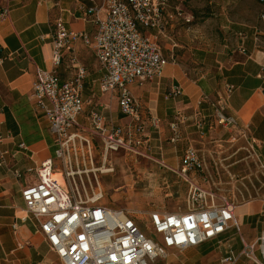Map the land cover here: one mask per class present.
Returning <instances> with one entry per match:
<instances>
[{"label":"crops","instance_id":"1","mask_svg":"<svg viewBox=\"0 0 264 264\" xmlns=\"http://www.w3.org/2000/svg\"><path fill=\"white\" fill-rule=\"evenodd\" d=\"M165 2L168 25L161 45L164 55L172 57L175 63L168 64L160 78L141 87L130 86L142 115L141 132L135 136L144 142L133 157L138 165L147 166L146 170L165 174L166 182L174 185L180 179L188 187L179 172L184 152L191 147L202 162L189 177L204 189L211 188V184L215 188L222 183L216 164L237 155L228 145L232 137L239 136V130H245L249 146L264 161V3L256 0H205L200 5L194 0ZM101 3L102 0H0V8L10 12L6 20L0 21L3 108L0 153H8L5 161L11 169L0 166V264L59 262L32 222L18 220L16 231L12 229L15 218L23 216L21 190L36 179L28 170H35L53 158L48 125L31 91L36 68H51L50 38L56 21L60 19L73 33L91 37L95 27L85 12ZM184 19L192 20L186 24ZM79 70L86 75L82 82L86 106L79 117L80 131L90 137L89 117L93 113L101 115L107 126L132 128V120L121 113L115 98L99 92L102 72L91 47L82 38L66 52L57 70L60 82L73 79ZM227 86L233 88L227 112L238 123V129L230 132L215 125L212 110L206 104H199L202 95L224 94ZM177 88L180 90L175 93ZM178 115L185 122L179 125L175 137L170 126ZM152 121L158 122L157 128L152 126ZM202 122L205 125L199 129ZM90 139L101 152L99 140ZM245 142L238 139L237 144L247 147ZM234 165L236 162L229 167ZM13 171L22 178L17 179ZM54 174L60 175V171ZM94 175L97 180H104L102 174ZM235 215L246 242L264 233V199L237 207ZM229 243L236 252L241 250L238 239L232 238ZM18 244L23 249L19 250ZM216 246L208 243L195 248L191 257L155 264H220L223 250ZM237 264L249 263L240 260Z\"/></svg>","mask_w":264,"mask_h":264},{"label":"built area","instance_id":"2","mask_svg":"<svg viewBox=\"0 0 264 264\" xmlns=\"http://www.w3.org/2000/svg\"><path fill=\"white\" fill-rule=\"evenodd\" d=\"M264 3V0H256ZM165 0H102L86 10L95 30L91 37L67 30L58 19L50 38L51 58L49 70L37 69L31 97L43 113L53 147V158L42 162L35 170H28L36 178L34 183L21 190L24 204L23 216L17 222H32L51 253L60 264H155L165 261L168 252H184L213 243L222 248L220 264H264V233L252 242L242 237V225L235 210L236 202H252L250 194L239 193L233 200L218 195L214 186L204 189L189 177L201 165L193 148L184 152L180 175L188 184L184 210L174 213H143L127 209H111L99 205L103 196L93 169L94 150L91 137L99 140L102 153L124 152L137 155L143 146L141 137L142 115L130 86L141 87L145 82L160 78L172 57L164 55L161 38L168 25L165 17ZM7 8H0V21L9 16ZM192 19H184L186 24ZM78 38L91 47L102 72L98 82L99 92L115 98L121 113L132 120V128L107 126L101 115L89 117V136L80 131L79 117L84 111L82 82L85 72L61 83L57 70L66 52ZM180 88L175 89L178 93ZM233 88L227 86L224 94L215 97L202 95L199 104L212 110V120L219 128L230 132L238 129L237 119L228 114V102ZM3 108L0 104V112ZM185 118L178 115L170 129L175 137ZM205 123H200L201 129ZM157 128L158 122L152 121ZM246 141L248 158L264 177V161L253 151L245 130L231 138ZM175 139L172 140L174 142ZM3 139L0 135V147ZM23 148V147H22ZM0 153V166L11 170ZM59 170L63 184L53 176ZM17 179L21 174L13 171ZM89 174H93V189ZM89 187V188H88ZM238 237L242 246L236 252L229 243ZM216 246V247H217ZM23 249L21 244L17 245Z\"/></svg>","mask_w":264,"mask_h":264},{"label":"rangeland","instance_id":"3","mask_svg":"<svg viewBox=\"0 0 264 264\" xmlns=\"http://www.w3.org/2000/svg\"><path fill=\"white\" fill-rule=\"evenodd\" d=\"M194 1L200 5L205 0ZM244 146L240 143L228 145V147H233L232 149L237 155L222 164L217 162L216 165L220 169L219 178L222 183L221 185L216 184L217 186L213 190L218 195L226 197L227 200H233V196L237 197L240 192L243 194L248 192L252 201L257 202L264 199V177L248 158ZM94 148L92 158L95 170L101 168L112 170L109 174H102L104 180L99 181V189L103 196L99 205H107L108 208L114 210L128 209L143 213L175 214L178 210H184L187 186L180 179H176L174 185L166 182L165 174L148 171L146 170L147 166L138 165L132 153L120 152L104 155L97 147ZM231 162H236V165L229 167ZM210 166L214 168L212 162H210ZM96 175L100 177L101 173L97 171ZM89 178L92 180L91 185L94 189L96 184L93 174H89ZM241 202H236V207L244 206ZM193 251L194 249L184 252L171 250L168 252L167 259L162 262L191 257Z\"/></svg>","mask_w":264,"mask_h":264},{"label":"bare ground","instance_id":"4","mask_svg":"<svg viewBox=\"0 0 264 264\" xmlns=\"http://www.w3.org/2000/svg\"><path fill=\"white\" fill-rule=\"evenodd\" d=\"M101 174H109L112 172V170H108V169H105V168H101L100 170H98ZM53 178L56 179V181L60 182L61 184H63V179H61V175H54ZM61 180V181H60Z\"/></svg>","mask_w":264,"mask_h":264},{"label":"trees","instance_id":"5","mask_svg":"<svg viewBox=\"0 0 264 264\" xmlns=\"http://www.w3.org/2000/svg\"><path fill=\"white\" fill-rule=\"evenodd\" d=\"M206 18V17H205ZM0 57H1V51H0Z\"/></svg>","mask_w":264,"mask_h":264}]
</instances>
